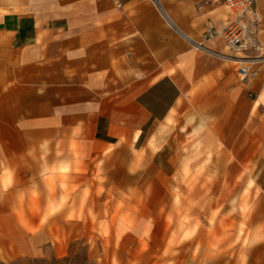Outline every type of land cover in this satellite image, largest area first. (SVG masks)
<instances>
[{
  "label": "crops",
  "instance_id": "obj_1",
  "mask_svg": "<svg viewBox=\"0 0 264 264\" xmlns=\"http://www.w3.org/2000/svg\"><path fill=\"white\" fill-rule=\"evenodd\" d=\"M232 18L206 0H0V259L38 252L29 224L44 223L62 144L144 147L171 174L213 169L264 202V68L244 84L234 51L202 37Z\"/></svg>",
  "mask_w": 264,
  "mask_h": 264
},
{
  "label": "rangeland",
  "instance_id": "obj_2",
  "mask_svg": "<svg viewBox=\"0 0 264 264\" xmlns=\"http://www.w3.org/2000/svg\"><path fill=\"white\" fill-rule=\"evenodd\" d=\"M47 156L38 252L0 264H264L263 193L209 168L171 174L144 147Z\"/></svg>",
  "mask_w": 264,
  "mask_h": 264
},
{
  "label": "built area",
  "instance_id": "obj_3",
  "mask_svg": "<svg viewBox=\"0 0 264 264\" xmlns=\"http://www.w3.org/2000/svg\"><path fill=\"white\" fill-rule=\"evenodd\" d=\"M225 5L232 14V20L221 30L208 26L203 39H217L233 50L239 65L240 81L249 85L264 68V43L260 37L258 0H206Z\"/></svg>",
  "mask_w": 264,
  "mask_h": 264
}]
</instances>
